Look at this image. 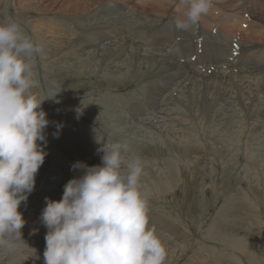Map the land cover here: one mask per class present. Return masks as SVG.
I'll use <instances>...</instances> for the list:
<instances>
[{
  "label": "rangeland",
  "instance_id": "obj_1",
  "mask_svg": "<svg viewBox=\"0 0 264 264\" xmlns=\"http://www.w3.org/2000/svg\"><path fill=\"white\" fill-rule=\"evenodd\" d=\"M114 1L100 0L98 6L97 0H0V19L12 17L43 45L33 63V91L54 95L42 104L49 121L47 155L35 177L34 190L18 209L26 221L21 230L25 244L18 252L0 258V264H44L48 230L40 217L45 198L59 201L65 184L83 174L72 167L77 161L100 165V149L106 141L127 142L128 155L139 156L143 162L141 184L150 194L149 224L166 244L165 264H248L252 257L253 264H264V37L251 36V28L264 31V18L259 21L247 13L242 15L246 19L240 26L251 31L245 37L234 36L240 47L232 66L224 65L225 58L231 59L229 42L223 43L219 63L206 69L209 63L204 58L212 53L206 47L197 54L198 69H188L184 63L194 64V60L160 39L163 25L171 16L180 18L184 11L178 0L147 14L141 12L140 0H135L140 13L131 7L126 12L128 0ZM107 4L110 11L103 9ZM215 12L220 19L229 16L225 10ZM213 21L202 17L200 29L191 37L182 36L177 45L192 50L196 36H202L205 45L212 38L221 44L217 33H210L209 38L203 32V26L213 28ZM250 23L254 26L248 27ZM213 24L214 33L217 22ZM158 41L162 50L152 48ZM178 59L184 63L175 64ZM216 63L219 73L213 69ZM199 67L211 75H204ZM198 72L203 77L188 75ZM185 73L187 76L177 78ZM210 76H219L215 80L219 84L210 82ZM67 129L72 133L66 134ZM214 221L222 227L214 229Z\"/></svg>",
  "mask_w": 264,
  "mask_h": 264
},
{
  "label": "clouds",
  "instance_id": "obj_2",
  "mask_svg": "<svg viewBox=\"0 0 264 264\" xmlns=\"http://www.w3.org/2000/svg\"><path fill=\"white\" fill-rule=\"evenodd\" d=\"M176 30L208 15L213 0H179ZM177 11H180L179 9ZM43 45L12 17L0 19V258L18 252L26 221L18 211L34 190L47 153L49 126L35 92L33 63ZM100 165L76 162L82 175L64 186L62 198H45L44 264H165L166 244L149 224L150 194L143 189V162L129 156L127 142L107 141Z\"/></svg>",
  "mask_w": 264,
  "mask_h": 264
},
{
  "label": "bare ground",
  "instance_id": "obj_3",
  "mask_svg": "<svg viewBox=\"0 0 264 264\" xmlns=\"http://www.w3.org/2000/svg\"><path fill=\"white\" fill-rule=\"evenodd\" d=\"M14 1V0H13ZM75 1V0H74ZM81 1H83V0H81ZM86 2L88 1V0H85ZM100 1V0H99ZM98 0H97V2H98V6H99V2ZM171 0H140L139 2H140V4H138V5H140V7H142V9L139 7V6H137L136 4L138 3H135V0L133 1V0H128V1H126L125 2V4L127 5L126 7V12H127V9L128 10H130V7H131V10H133V9H135V10H137V11H139V13H140V9H141V12H143V13H152V11L155 9V7H157V8H159V9H161V11L162 10H164V9H166V7H167V5H169L168 3L170 2ZM95 2V1H94ZM93 2V3H94ZM115 1L114 0H111V3H114ZM119 2H121V0H119ZM213 2H215L216 4H217V6H216V8L214 9V8H212V9H210V11H209V13H208V15H206V16H204V17H207V18H212V19H217V20H219L220 22H218V31H219V33L217 32V34H218V36L221 38V44H215L214 42H216V41H213L212 43H210V42H208L207 41V43H206V47L208 48V50H213L212 51V53L211 54H209V55H207L205 58H204V61H206V62H208L209 64H207V65H205V67H206V69H209L210 68V66L211 65H213L215 62H217V63H219L218 61H220L219 60V58L221 57V55H222V53H223V49H224V46H223V43H227L228 42V40L229 39H231L232 38V36H233V38H234V36H238V37H242V36H246L245 34L247 33L248 34V31L250 30V28L249 29H247V30H245L246 28H243L242 26H240L241 25V23H243L244 21H245V19H246V17L245 18H243L242 17V15L244 14V13H247L248 15H250L251 17H253V18H255V19H259V21H260V18H261V20L264 18V9H262L263 8V6H264V0H213ZM11 3V2H10ZM48 3V2H47ZM78 3H79V1H78ZM88 3V2H87ZM92 3V2H91ZM103 3V2H102ZM116 3V2H115ZM118 3V2H117ZM247 3H248V5H247ZM86 4V3H85ZM121 4V3H120ZM84 5V4H83ZM89 5V4H88ZM94 5H95V3H94ZM109 4H107V6H108ZM142 5V6H141ZM87 6V5H86ZM96 6V5H95ZM102 6V5H101ZM106 5L103 7V9H107V10H109V6L107 7ZM152 6H154V7H152ZM22 7V6H21ZM93 7V6H92ZM118 7V6H117ZM136 7H138V8H136ZM82 8V7H81ZM90 8V7H89ZM100 8V7H99ZM156 8V9H157ZM130 10V11H131ZM173 10V9H172ZM212 10V11H211ZM214 10V11H213ZM215 10L217 11V10H222V11H224L225 10V12L227 11L228 12V15L229 16H231V17H229V16H226V15H223V18H222V16H221V19H220V17L219 16H217L215 13ZM110 11V10H109ZM123 11V10H122ZM155 11V10H154ZM157 11V10H156ZM155 11V12H156ZM125 12V11H124ZM160 12V11H159ZM67 13V12H66ZM108 13V12H107ZM157 13V12H156ZM106 14V13H105ZM123 14V13H122ZM220 14V13H219ZM222 14V13H221ZM56 15V14H55ZM68 15V14H67ZM245 15V14H244ZM12 16V15H11ZM64 16V15H63ZM78 16V15H77ZM110 18V17H109ZM126 18V17H125ZM131 18V17H130ZM129 18V19H130ZM235 20H234V19ZM127 19H128V17H127ZM238 19V20H237ZM237 20V21H236ZM264 20V19H263ZM77 21V20H76ZM124 21V20H123ZM135 21V20H134ZM236 21V22H235ZM63 22V21H62ZM81 22V21H80ZM262 22V21H261ZM252 23V22H251ZM251 23L249 24V25H247L248 27L249 26H254V25H251ZM253 23H254V21H253ZM126 24V23H125ZM137 24V23H136ZM262 25V24H261ZM261 25H259V27H261ZM246 26V25H245ZM247 27V28H248ZM256 28H257V26H256ZM262 29V28H261ZM264 29V28H263ZM252 30V31H251ZM251 33H252V35L251 36H253V37H255V38H257V39H262L264 36V31L263 30H258V29H255V27H254V29L253 28H251ZM90 31V30H89ZM209 30H208V28L206 27V26H203V32L205 33V34H208L207 35V37H209V38H212L211 37V35H210V33L208 32ZM247 31V32H246ZM80 32V31H79ZM51 33V32H50ZM84 33V32H83ZM94 33V32H93ZM189 33L188 32H179V35H181V37L182 36H185V35H188ZM57 35V34H56ZM59 35V34H58ZM100 35V34H99ZM114 35V34H113ZM116 35V34H115ZM249 35V36H250ZM91 36V35H90ZM128 36H129V34H128ZM80 38V37H79ZM91 38V37H90ZM95 38V37H94ZM113 38V37H112ZM117 38V37H116ZM133 38V37H132ZM252 38V37H251ZM110 39V38H109ZM118 39V38H117ZM122 38H120V40H121ZM212 39H215V38H212ZM108 40V39H107ZM124 40V39H123ZM138 40V39H137ZM218 40V39H217ZM248 40V39H247ZM72 41V40H71ZM70 41V42H71ZM101 41V40H100ZM130 41V40H129ZM250 41V40H249ZM252 42V41H251ZM254 42V41H253ZM63 43V42H62ZM72 43V42H71ZM245 43H246V41H245ZM82 44V43H81ZM264 44V43H263ZM78 45V44H77ZM83 45V44H82ZM245 45V44H244ZM248 45H250V44H248ZM252 45V44H251ZM250 45V46H251ZM65 46V45H64ZM257 46V45H256ZM141 47V46H140ZM152 48L154 49V50H162L161 49V43L160 42H158V43H156L155 45H153L152 46ZM254 48H255V46H254ZM75 49V48H74ZM149 49V48H148ZM152 49V50H153ZM252 49V48H251ZM258 49V48H257ZM253 51V50H252ZM256 51V50H255ZM160 52V51H159ZM80 53V52H79ZM56 54V53H55ZM253 54V53H252ZM82 55V54H81ZM144 55V54H143ZM253 56H254V54H253ZM84 57V56H83ZM154 57V56H153ZM152 57V58H153ZM72 58V57H71ZM164 59V58H163ZM166 59V58H165ZM173 59H175V58H173ZM254 59V58H253ZM256 59V58H255ZM149 60V59H148ZM167 60H169V58H167ZM202 60H203V58H202ZM61 61V60H60ZM85 61H87V60H85ZM140 61V60H139ZM159 61V60H158ZM164 61V60H163ZM166 61V60H165ZM180 61L181 60H176L174 63L175 64H178V63H180ZM148 62H151L150 60L148 61ZM126 63V62H125ZM165 63V62H164ZM171 63V62H170ZM173 63V64H174ZM215 64V67L213 68V69H215V70H217V73H219V69H217L216 67H220V65L219 64ZM249 63V62H248ZM132 64V63H131ZM153 64V63H152ZM168 64V63H167ZM172 64V65H173ZM186 66H188V69H190V68H192V67H195V68H197V65H196V63H194V64H192V63H184ZM221 64V63H220ZM149 65H150V63H149ZM166 65V64H165ZM191 65H193V66H191ZM210 65V66H209ZM119 66V65H118ZM127 66V65H126ZM125 66V67H126ZM169 66H171V65H169ZM174 66V65H173ZM152 67V66H151ZM155 68V67H154ZM153 68V69H154ZM184 68V67H183ZM153 69H152V71H153ZM168 69V68H167ZM171 69H174V68H171ZM179 69V68H178ZM198 69V68H197ZM254 69V68H253ZM79 70V69H78ZM136 70V69H135ZM144 70V69H143ZM157 70V69H156ZM193 70V69H192ZM53 71V70H52ZM166 71V70H165ZM190 71V70H189ZM207 71V70H206ZM206 71H203V74L204 75H211V74H209V73H206ZM79 72V71H78ZM155 72V71H154ZM164 72V71H163ZM187 72V71H186ZM177 73V72H176ZM179 73V72H178ZM216 73V74H217ZM78 74V73H77ZM215 74V75H216ZM146 75V74H145ZM157 75V74H156ZM155 75V76H156ZM178 75V74H177ZM187 76V73H185V74H183V75H179V76H177V78H183L184 76ZM188 75H190L191 77H198V79H199V77L202 75L200 72H198L197 74L195 73H189ZM243 75H246V74H243ZM89 76V75H88ZM154 76V75H153ZM154 76V77H155ZM190 76H188L189 78H190ZM219 76H221L220 74H219ZM219 76H217V77H208L209 78V80H210V82H212V83H217V84H219V82H215V80H217L218 79V77ZM230 76V75H229ZM234 76V75H233ZM232 76V77H233ZM247 76V75H246ZM36 77V76H35ZM201 77H203V76H201ZM235 77V76H234ZM115 78V77H114ZM173 78V77H172ZM207 78V79H208ZM231 78V77H230ZM50 79V78H49ZM161 79H163V78H161ZM161 79H160V81H161ZM164 79H165V77H164ZM170 79V78H169ZM188 79V78H187ZM144 80V79H143ZM205 80V79H204ZM245 80V79H244ZM41 81H42V79H41ZM68 81V80H67ZM109 81V80H108ZM163 81V80H162ZM162 81H161V83H162ZM173 81V80H172ZM189 81L190 80H188V83H189ZM191 81H193V79H191ZM235 81V80H234ZM45 82V81H44ZM47 82V81H46ZM53 82V81H52ZM70 82V81H69ZM94 82V81H93ZM145 82V81H144ZM143 82V83H144ZM241 82V81H240ZM252 82V81H251ZM42 83V82H41ZM83 83V82H82ZM95 83V82H94ZM119 83V82H118ZM122 83V82H121ZM165 83V82H164ZM174 83V82H173ZM176 83H177V81H176ZM179 83H180V80H179ZM193 83H195L194 81H193ZM207 83H209V82H207ZM46 84V83H45ZM74 84H76V83H74ZM79 84V83H78ZM124 84V83H123ZM144 84H146V86H147V83H144ZM154 84V83H153ZM158 84V83H157ZM175 84V83H174ZM190 84V83H189ZM201 84V83H200ZM204 84H206L205 82H204ZM223 84V83H222ZM249 84V83H248ZM42 85V84H41ZM99 85V84H98ZM151 85V84H150ZM165 85V84H164ZM196 85V84H195ZM208 85V84H207ZM232 85V84H231ZM246 85V84H245ZM45 86V85H44ZM162 86V88H163V84L161 85ZM172 86V85H171ZM170 86V87H171ZM204 86H206V85H204ZM210 86V85H209ZM41 87H43V86H41ZM51 87V86H50ZM112 87V86H111ZM114 87V86H113ZM189 87V86H188ZM194 87V86H193ZM212 87V86H211ZM220 87V86H219ZM48 88V87H47ZM153 88V87H152ZM172 88V87H171ZM191 88V86L189 87V89ZM197 88H199L198 86H197ZM210 88V87H209ZM221 88V87H220ZM99 89V88H98ZM133 89H134V87H133ZM145 89V88H144ZM173 89H174V87H173ZM173 89L172 90H170V91H173ZM181 89V88H180ZM196 89V88H195ZM207 89V88H206ZM205 89V90H206ZM219 89V88H218ZM112 90V89H111ZM140 90V89H139ZM183 90V89H182ZM188 90V89H187ZM208 90H210V89H208ZM216 90V89H215ZM222 90V89H221ZM51 91V90H50ZM184 91H185V89H184ZM192 91V90H191ZM204 91V90H203ZM214 91V90H213ZM99 92V91H98ZM127 92V91H126ZM134 92V91H133ZM144 92V91H143ZM157 92V91H156ZM219 92V91H218ZM224 92V91H223ZM237 92V91H236ZM77 93V92H76ZM137 93V92H136ZM165 93V92H164ZM222 93V92H221ZM249 93V92H248ZM51 94H53V93H51ZM182 94V93H181ZM45 95V94H44ZM138 95V94H137ZM179 95V94H178ZM188 95V93L187 94H185V96H187ZM224 95V94H223ZM249 95V94H248ZM52 96V95H51ZM108 96V95H107ZM179 96H181V95H179ZM189 96V95H188ZM222 96V95H221ZM254 96V95H253ZM257 96V95H256ZM223 97V96H222ZM153 98H154V96H153ZM176 98V97H175ZM182 98H183V95H182ZM63 99V98H62ZM91 99V98H90ZM121 99V98H120ZM137 99V98H136ZM152 99V98H151ZM157 99V98H156ZM184 99V98H183ZM191 99V98H190ZM56 100V99H55ZM155 100V99H154ZM176 100H178L177 98H176ZM214 100V99H213ZM241 100V99H240ZM215 101V100H214ZM233 101V100H232ZM55 102V101H54ZM89 102V101H88ZM87 102V103H88ZM248 102V101H247ZM189 103V102H188ZM90 104H92V103H90ZM144 104V103H143ZM156 104V103H155ZM199 104V103H198ZM93 105V104H92ZM91 105V106H92ZM153 105V104H152ZM181 105V104H180ZM260 105V104H259ZM86 106H88V105H86ZM258 106V105H257ZM73 107V106H72ZM80 107V106H79ZM82 107V106H81ZM89 108H90V106H88ZM94 107V106H93ZM157 107V106H156ZM156 107H155V109H156ZM207 107V106H206ZM238 107V106H237ZM250 107V106H249ZM48 108V107H47ZM112 108H114V107H112ZM182 108V107H181ZM185 108V107H184ZM91 109V108H90ZM141 109V108H140ZM143 109H145V108H143ZM186 109V108H185ZM191 109V108H190ZM200 109H201V107H200ZM261 109V108H260ZM78 110V109H77ZM142 110V109H141ZM80 111V110H79ZM110 111V110H109ZM238 111V110H237ZM185 112V111H184ZM224 112V111H223ZM204 113V112H203ZM231 113H232V111H231ZM156 114V113H155ZM237 114V113H236ZM52 115V114H51ZM64 115V114H63ZM62 115V116H63ZM142 115V114H141ZM91 116V115H90ZM135 116V115H134ZM127 117V116H126ZM150 117V116H149ZM160 117V116H159ZM176 117V116H175ZM109 118V117H108ZM128 118V117H127ZM143 118H146V117H143ZM63 119V118H62ZM129 119V118H128ZM132 119V118H131ZM68 120V119H67ZM76 120V119H75ZM145 120V119H144ZM159 121V120H158ZM67 122V121H66ZM81 122V121H80ZM133 122V121H132ZM168 122V121H167ZM176 122V121H175ZM52 123V122H51ZM126 123V122H125ZM157 123H159V122H157ZM57 124V123H56ZM176 124V123H175ZM222 124V123H221ZM253 124H254V122H253ZM143 125V124H142ZM141 125V126H142ZM155 125V124H154ZM162 125V124H161ZM176 126H178V125H176ZM263 126V125H262ZM100 127V126H99ZM115 127V126H114ZM222 127V126H221ZM264 127V126H263ZM113 128V127H112ZM116 128V127H115ZM121 128V127H120ZM95 129V128H94ZM129 129V128H128ZM144 129V128H143ZM164 129V128H163ZM263 129V128H262ZM87 130V129H86ZM90 130V129H89ZM105 130V129H104ZM108 130V129H107ZM139 130V129H138ZM260 130V129H259ZM95 131V130H94ZM98 131V130H97ZM96 131V132H97ZM137 131V130H136ZM155 131V130H154ZM166 131V130H165ZM228 131V130H227ZM120 132H121V129H120ZM148 132V131H147ZM180 132V131H179ZM133 133V132H132ZM142 133V132H141ZM262 133V132H261ZM111 134V133H110ZM128 134V133H127ZM143 134V133H142ZM146 134V133H145ZM133 135V134H132ZM184 135V134H183ZM200 135V134H199ZM85 136V135H84ZM111 136V135H110ZM114 136V135H113ZM226 136V135H225ZM86 137V136H85ZM129 137V136H128ZM115 138V137H114ZM233 138V137H232ZM116 139V138H115ZM192 139V138H191ZM124 140V139H123ZM98 142H99V140H97ZM116 141V140H115ZM192 141V140H191ZM259 141V140H258ZM264 141V140H263ZM95 142V141H94ZM125 142V141H124ZM188 142V141H187ZM175 143V142H174ZM185 143V142H184ZM196 143V142H195ZM131 144V143H130ZM134 144V143H133ZM148 147V146H147ZM262 147V146H261ZM155 148V147H154ZM241 149V148H240ZM197 150V149H196ZM134 151V150H133ZM193 151V150H192ZM209 152V151H208ZM263 152H264V150H263ZM69 153V152H68ZM72 153V152H71ZM259 154V153H258ZM69 155V154H68ZM67 157V156H66ZM200 157V156H199ZM65 158V157H64ZM71 158V157H70ZM69 158V159H70ZM165 158V157H164ZM208 159V158H207ZM210 159V158H209ZM73 160H75V159H73ZM173 160V159H172ZM175 160V159H174ZM148 161V160H147ZM70 162H72V161H70ZM78 162V161H77ZM153 162V161H152ZM164 163V162H163ZM156 165V164H155ZM165 165H167V164H165ZM69 166H70V164H69ZM248 166V165H247ZM175 167V166H174ZM201 167V166H200ZM253 167V166H252ZM72 168V167H71ZM166 168V167H165ZM168 168V167H167ZM171 168V167H170ZM207 168V167H206ZM146 170V169H145ZM168 170V169H167ZM214 170V169H213ZM74 171H76V170H74ZM160 171V170H159ZM158 171V172H159ZM170 171V170H169ZM175 171V170H174ZM186 171V170H185ZM73 172V171H72ZM257 172V171H256ZM163 173V172H162ZM170 173V172H169ZM172 173V172H171ZM158 174V173H157ZM165 174V173H164ZM193 174V173H192ZM168 176V175H167ZM75 177V176H74ZM172 177V176H171ZM166 178V177H165ZM149 180V179H148ZM157 180V179H156ZM163 180V179H162ZM182 180H183V178H182ZM165 181V180H164ZM174 181V180H173ZM144 182V181H143ZM158 182V181H157ZM156 182V183H157ZM184 182V181H183ZM205 183V182H204ZM146 185V184H145ZM174 185V184H173ZM179 186V185H178ZM150 187V186H149ZM172 188V187H171ZM182 188V187H181ZM186 188V187H185ZM165 192V191H164ZM154 195H155V193H154ZM235 196V195H234ZM152 197V196H151ZM165 198V197H164ZM204 200V199H203ZM225 205V204H224ZM248 205V204H247ZM259 206V205H258ZM182 207V206H181ZM164 212V211H163ZM235 212V211H234ZM161 213V212H160ZM258 215V214H257ZM222 217V216H221ZM160 218V217H159ZM223 218V217H222ZM166 220V219H165ZM215 222V221H214ZM222 222V221H221ZM224 222H226V221H224ZM168 223V222H167ZM222 224L219 222H215L214 223V225H212V227L215 229L216 227H218L219 229H220V227H222L221 226ZM224 225V224H223ZM245 226V225H244ZM211 227V226H210ZM217 228V229H218ZM188 229V228H187ZM262 234V233H261ZM188 235V234H187ZM247 235V234H246ZM187 237V236H186ZM208 237V236H207ZM235 238V237H234ZM241 239V238H240ZM239 239V241H241ZM205 241V240H204ZM243 241V240H242ZM238 242V241H237ZM244 242V241H243ZM241 244V243H240ZM243 245H244V243H243ZM248 245H250L249 243H248ZM223 246V245H222ZM240 246V245H239ZM235 248V247H234ZM237 248V247H236ZM243 248V247H242ZM221 249V248H220ZM247 249H249V248H247ZM247 249H245V252H246V254L248 253V251H247ZM212 250V249H211ZM228 250V249H227ZM234 250V249H233ZM254 251V250H253ZM244 252V253H245ZM229 253H231V251L230 252H228V255H229ZM234 253V252H233ZM254 253H255V251H254ZM249 254V253H248ZM250 255V254H249ZM253 255H255V254H253ZM258 255V254H257ZM236 256V255H235ZM246 256V255H245ZM252 256V255H251ZM250 256V257H251ZM237 257H239V256H237ZM241 257V256H240ZM255 257H257V256H254V258ZM231 258V257H230ZM236 258V257H235ZM248 258V257H247ZM253 258V257H252ZM252 258L251 259H249V263L248 264H253V260H252ZM238 259H240V258H238ZM34 261V260H33ZM248 261V260H247ZM260 261V260H259ZM230 262V261H229ZM242 262V261H241ZM258 262V261H257ZM256 262V263H257ZM210 263V262H209Z\"/></svg>",
  "mask_w": 264,
  "mask_h": 264
}]
</instances>
